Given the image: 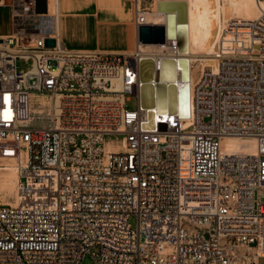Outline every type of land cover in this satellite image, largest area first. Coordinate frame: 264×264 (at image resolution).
I'll list each match as a JSON object with an SVG mask.
<instances>
[{
    "label": "built area",
    "instance_id": "1",
    "mask_svg": "<svg viewBox=\"0 0 264 264\" xmlns=\"http://www.w3.org/2000/svg\"><path fill=\"white\" fill-rule=\"evenodd\" d=\"M134 2L137 27L151 24L155 1ZM3 3L17 31L0 35V162L15 161L19 179L15 203H0V264H260L264 13L242 25L247 48L200 70L190 117L156 112L166 129H144L147 44L71 50L38 0ZM157 44L154 58L177 57L175 40ZM226 138L256 149L227 152Z\"/></svg>",
    "mask_w": 264,
    "mask_h": 264
},
{
    "label": "water",
    "instance_id": "2",
    "mask_svg": "<svg viewBox=\"0 0 264 264\" xmlns=\"http://www.w3.org/2000/svg\"><path fill=\"white\" fill-rule=\"evenodd\" d=\"M159 12L166 13V24H142L139 26V41L145 44L163 43L166 39L177 42L180 53H188L187 21L188 3L185 0H159ZM47 46H54L55 40L47 38ZM139 101L147 110L148 120L142 123L144 129H166V124L156 123V112H174L188 118L190 112V69L188 57H142L139 63ZM178 69L184 84L178 87Z\"/></svg>",
    "mask_w": 264,
    "mask_h": 264
},
{
    "label": "rangeland",
    "instance_id": "3",
    "mask_svg": "<svg viewBox=\"0 0 264 264\" xmlns=\"http://www.w3.org/2000/svg\"><path fill=\"white\" fill-rule=\"evenodd\" d=\"M153 1L155 0H142V4L149 6ZM190 2L192 50L195 59L191 64V75L194 80L200 70L212 61V54L226 55L237 49L247 48L251 36L242 25H247L250 20L264 13V0H190ZM233 24L239 28L236 33L232 32L236 30H231ZM236 27L234 28L237 29ZM17 63L21 68H28L31 64L25 63L22 59ZM127 106L131 109L136 108L137 99L132 96ZM9 163L11 162H0V203L3 204H12L17 197L19 178L13 168H6ZM93 263L90 255L83 259V264ZM259 263L264 264V258H261Z\"/></svg>",
    "mask_w": 264,
    "mask_h": 264
},
{
    "label": "crops",
    "instance_id": "4",
    "mask_svg": "<svg viewBox=\"0 0 264 264\" xmlns=\"http://www.w3.org/2000/svg\"><path fill=\"white\" fill-rule=\"evenodd\" d=\"M58 4L61 41L66 48L129 52L136 47L139 27L134 0H58ZM49 9L50 0H38L39 13H49ZM12 11L8 3L0 5V35L17 31Z\"/></svg>",
    "mask_w": 264,
    "mask_h": 264
},
{
    "label": "bare ground",
    "instance_id": "5",
    "mask_svg": "<svg viewBox=\"0 0 264 264\" xmlns=\"http://www.w3.org/2000/svg\"><path fill=\"white\" fill-rule=\"evenodd\" d=\"M159 1V0H158ZM158 1L155 3V8L153 11L147 14V18L151 24H166V13L159 12L158 10ZM188 3V21H187V42H188V53L184 54L183 52L180 53L177 49V52L174 53L173 49L171 47L167 48V54H175L178 56H185L188 57L190 60V63L195 60L192 50V29H191V2L190 0H185ZM58 0H50V14H58ZM55 10V12H51V10ZM60 19V17H59ZM161 46L158 44H147L144 45V51L147 53V57L152 55H156L157 52H159V48ZM178 48V46H177ZM151 57V56H150ZM157 61L158 59L155 58ZM192 67L190 69V112H192V88H193V78L191 75ZM178 87L181 88V86L184 84V82L181 80V70L178 69ZM223 147L224 150L227 152H238V151H248L253 152L256 149V142L252 138H226L223 139ZM11 163L7 164L6 168H13L14 172L18 174L17 172V164L15 161H9ZM9 170V169H8ZM12 171V170H11ZM10 172V171H9ZM7 176V175H6ZM18 178V175H17ZM11 181V180H9ZM6 186V185H5ZM10 186V185H9ZM7 187V186H6ZM15 203V202H14ZM13 204V203H12ZM262 251L264 253V247L262 248Z\"/></svg>",
    "mask_w": 264,
    "mask_h": 264
}]
</instances>
